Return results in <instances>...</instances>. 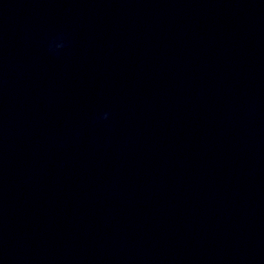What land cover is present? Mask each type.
<instances>
[{
    "label": "clouds",
    "instance_id": "1",
    "mask_svg": "<svg viewBox=\"0 0 264 264\" xmlns=\"http://www.w3.org/2000/svg\"><path fill=\"white\" fill-rule=\"evenodd\" d=\"M61 46H62V45H61ZM107 118H108V114L105 113V114L103 115L102 119H107Z\"/></svg>",
    "mask_w": 264,
    "mask_h": 264
}]
</instances>
